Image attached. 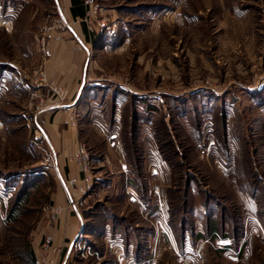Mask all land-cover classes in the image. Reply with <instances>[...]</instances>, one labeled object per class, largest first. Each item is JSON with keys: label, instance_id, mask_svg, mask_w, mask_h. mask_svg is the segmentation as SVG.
<instances>
[{"label": "rangeland", "instance_id": "1", "mask_svg": "<svg viewBox=\"0 0 264 264\" xmlns=\"http://www.w3.org/2000/svg\"><path fill=\"white\" fill-rule=\"evenodd\" d=\"M87 9L76 70L122 88L119 144L96 128L113 102L93 104L91 125L57 105L70 124L51 151L29 147L26 125L68 102L46 66L72 21L57 0H0V264H264V0ZM111 178L135 185L110 195Z\"/></svg>", "mask_w": 264, "mask_h": 264}, {"label": "crops", "instance_id": "2", "mask_svg": "<svg viewBox=\"0 0 264 264\" xmlns=\"http://www.w3.org/2000/svg\"><path fill=\"white\" fill-rule=\"evenodd\" d=\"M58 2V10L62 16V18L65 20L66 23H70L72 21V24H67L69 31L74 34L73 37H70V39H55L51 40L48 43L49 48V54H50V61H48V64L46 66V74L48 76L49 80L57 81L59 84L63 85L65 89L67 90L68 98L66 99L68 102H46L43 104L42 108L40 110L35 111L34 114L28 115L30 118L29 124H27V128L37 134L38 136L36 138H42L45 139L46 144L48 146V149L52 151V144H55L57 142H61L63 139L62 136H65L66 129L69 127L68 119L63 117L64 112L58 111L57 105H63V107H68V111H66V117L68 116L67 112H71L73 107H80L81 110V116L80 120L83 123H88L90 120V114H88L92 108L94 107V103H104V102H113L114 110L110 116V122L112 125L110 126L107 121L108 117L107 114L105 116H99L98 118V125L97 123H94V125H97V133L100 137H102L105 141L107 139V142L111 141L113 144H119V139H116L117 131L113 127H117L116 123H119L118 120V104L117 102L123 101L121 90L122 88H116L112 87L111 85L104 83L101 84L98 81H92L87 84V86L84 87V80L83 76L84 73L76 70V68L79 66L80 62V56L77 51L83 50L85 54L88 53L87 45L89 42H92V38L90 35L86 34V37L83 35V27L80 24V21H82V18L85 16L87 12V3L86 0H57ZM95 43V41H93ZM57 47V48H56ZM115 47V46H114ZM113 47V48H114ZM55 48V49H54ZM73 52L77 53L78 58H73ZM79 60V61H78ZM71 67V71L68 72V70ZM63 75H60L62 72ZM61 72V73H59ZM58 75H60L58 77ZM35 93L32 96L38 95L39 91L34 90ZM30 94V93H29ZM27 118V117H26ZM68 118V117H67ZM28 120V118H27ZM90 123V122H89ZM88 123V124H89ZM91 125V123H90ZM63 127V128H62ZM62 129V131H61ZM61 131V132H60ZM73 135V134H71ZM72 139L77 140L76 134L71 136ZM74 140V141H75ZM73 141V142H74ZM75 144H73V147ZM107 158V155L105 156V159ZM104 160V159H102ZM111 163L106 164L105 169L108 167V171H111L110 168ZM121 172L126 169V163L122 162L120 164ZM150 168V167H149ZM103 187L102 190H106L110 193V195H114L113 191L114 188L119 190H122L124 192H128L129 188H132L133 183L127 181L126 179H109L107 181L103 180ZM156 183V181H155ZM62 192H66L67 188L62 183ZM57 187V190L59 191V187ZM111 189V190H110ZM104 192V191H103ZM119 192V191H118ZM97 193V192H96ZM119 194V193H118ZM117 194V195H118ZM57 197V201L60 199ZM97 203L95 207H98ZM102 205V204H100ZM94 214L99 213L98 211L92 212ZM74 218H76L79 221H82L83 218L81 216L80 211L75 209L74 212ZM98 228V226H96ZM116 261V260H115ZM114 261V264H119L120 261L117 260ZM136 261L133 260V257H128L127 260H125L126 264H136ZM142 263V262H141Z\"/></svg>", "mask_w": 264, "mask_h": 264}, {"label": "built area", "instance_id": "3", "mask_svg": "<svg viewBox=\"0 0 264 264\" xmlns=\"http://www.w3.org/2000/svg\"><path fill=\"white\" fill-rule=\"evenodd\" d=\"M88 1L89 0H86V3H88ZM85 16H86V14H85ZM84 17L82 18V20L85 19ZM28 139H29L28 140V145H29L30 148L35 149V148L38 147L36 136L32 135Z\"/></svg>", "mask_w": 264, "mask_h": 264}]
</instances>
